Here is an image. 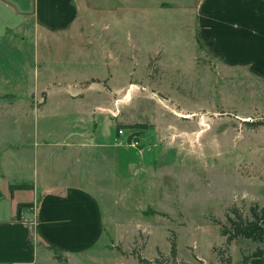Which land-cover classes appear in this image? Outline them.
I'll list each match as a JSON object with an SVG mask.
<instances>
[{
	"label": "rangeland",
	"instance_id": "374dc122",
	"mask_svg": "<svg viewBox=\"0 0 264 264\" xmlns=\"http://www.w3.org/2000/svg\"><path fill=\"white\" fill-rule=\"evenodd\" d=\"M198 1L89 2L94 22L81 36L94 38L95 71L111 66L112 88L95 92L97 105L111 99L121 110L113 129H125L119 146L129 160L123 180L113 170L97 190L109 230L85 254L100 264H246L264 247L221 233L233 207L251 217L264 204L263 46L239 51L238 63L216 57L199 37ZM216 18L212 11L211 29ZM27 117L42 136L44 107ZM2 119V130L12 125ZM135 122L144 125H126ZM133 131L139 147L127 144Z\"/></svg>",
	"mask_w": 264,
	"mask_h": 264
},
{
	"label": "crops",
	"instance_id": "0c3cea01",
	"mask_svg": "<svg viewBox=\"0 0 264 264\" xmlns=\"http://www.w3.org/2000/svg\"><path fill=\"white\" fill-rule=\"evenodd\" d=\"M90 1L0 0V123L12 122L0 127V264H62L58 252L67 264L101 262L85 254L109 230L97 190L113 170L123 180L129 160L113 129L121 110L111 99L97 108L95 92L107 93L112 80L109 64L95 71L94 38L81 36L94 22ZM197 10L199 37L216 57L238 63L256 42L264 54V0H199ZM34 91L44 92L35 109ZM43 107L44 134L34 136L27 116Z\"/></svg>",
	"mask_w": 264,
	"mask_h": 264
},
{
	"label": "trees",
	"instance_id": "16d2710c",
	"mask_svg": "<svg viewBox=\"0 0 264 264\" xmlns=\"http://www.w3.org/2000/svg\"><path fill=\"white\" fill-rule=\"evenodd\" d=\"M126 125H144L142 122H135L134 124ZM14 186H26V184H17ZM23 204H18V215L21 216ZM251 217H246L236 207L232 208V215L227 214V223H221V233L227 237L228 242L235 238H247L258 244L264 245V204H255L250 208ZM58 251H56L57 253ZM58 259L62 264H67L61 256L57 253ZM144 260V258H142ZM145 261V260H144ZM246 264H264V247L258 246L256 251L251 256L244 258Z\"/></svg>",
	"mask_w": 264,
	"mask_h": 264
},
{
	"label": "built area",
	"instance_id": "2783aa9c",
	"mask_svg": "<svg viewBox=\"0 0 264 264\" xmlns=\"http://www.w3.org/2000/svg\"><path fill=\"white\" fill-rule=\"evenodd\" d=\"M119 133L120 134H124L125 133V129L123 127L119 128ZM140 134H138L137 132L133 131L131 133L128 134V140H127V144H130L132 146H140ZM32 210V217L29 219V222L31 224V226H35L36 225V213H37V209L35 206H32L31 208ZM25 216V215H24Z\"/></svg>",
	"mask_w": 264,
	"mask_h": 264
}]
</instances>
